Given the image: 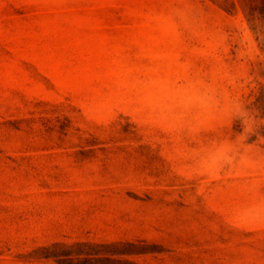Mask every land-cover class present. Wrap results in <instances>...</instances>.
Listing matches in <instances>:
<instances>
[{
    "label": "rangeland",
    "instance_id": "rangeland-1",
    "mask_svg": "<svg viewBox=\"0 0 264 264\" xmlns=\"http://www.w3.org/2000/svg\"><path fill=\"white\" fill-rule=\"evenodd\" d=\"M0 264H264V0H0Z\"/></svg>",
    "mask_w": 264,
    "mask_h": 264
}]
</instances>
